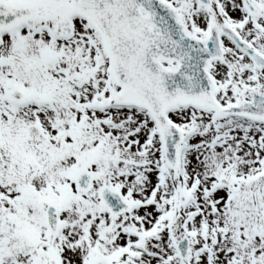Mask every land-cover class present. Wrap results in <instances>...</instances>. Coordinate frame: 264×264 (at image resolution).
Listing matches in <instances>:
<instances>
[{
  "label": "snow or ice",
  "instance_id": "obj_1",
  "mask_svg": "<svg viewBox=\"0 0 264 264\" xmlns=\"http://www.w3.org/2000/svg\"><path fill=\"white\" fill-rule=\"evenodd\" d=\"M0 264H264V0H0Z\"/></svg>",
  "mask_w": 264,
  "mask_h": 264
}]
</instances>
